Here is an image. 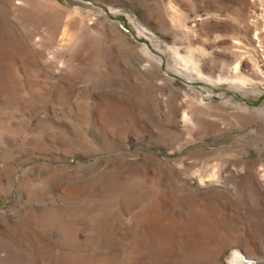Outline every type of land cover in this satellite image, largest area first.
Returning <instances> with one entry per match:
<instances>
[{"label": "rangeland", "instance_id": "1", "mask_svg": "<svg viewBox=\"0 0 264 264\" xmlns=\"http://www.w3.org/2000/svg\"><path fill=\"white\" fill-rule=\"evenodd\" d=\"M0 264H264V0H0Z\"/></svg>", "mask_w": 264, "mask_h": 264}]
</instances>
